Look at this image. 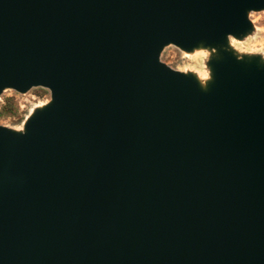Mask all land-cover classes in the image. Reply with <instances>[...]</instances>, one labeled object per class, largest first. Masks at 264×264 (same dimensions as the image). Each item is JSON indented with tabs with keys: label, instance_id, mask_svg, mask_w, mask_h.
<instances>
[{
	"label": "water",
	"instance_id": "95a60500",
	"mask_svg": "<svg viewBox=\"0 0 264 264\" xmlns=\"http://www.w3.org/2000/svg\"><path fill=\"white\" fill-rule=\"evenodd\" d=\"M264 0H0V264H264ZM204 51L207 77L161 54Z\"/></svg>",
	"mask_w": 264,
	"mask_h": 264
},
{
	"label": "rangeland",
	"instance_id": "374dc122",
	"mask_svg": "<svg viewBox=\"0 0 264 264\" xmlns=\"http://www.w3.org/2000/svg\"><path fill=\"white\" fill-rule=\"evenodd\" d=\"M250 19L256 31L241 42L232 41L234 48L245 54H261L264 57V11L251 13ZM208 54L204 51L194 54H184L174 46H168L161 54V62L170 68L187 72L192 71L200 77H207L205 62ZM8 98L14 100V107L10 113L0 116V125L14 130H21L25 119L37 107L46 104L50 100V92L43 88H33L24 95L12 90H6L0 97V110Z\"/></svg>",
	"mask_w": 264,
	"mask_h": 264
},
{
	"label": "trees",
	"instance_id": "16d2710c",
	"mask_svg": "<svg viewBox=\"0 0 264 264\" xmlns=\"http://www.w3.org/2000/svg\"><path fill=\"white\" fill-rule=\"evenodd\" d=\"M14 107V100L12 98H8L5 101V105L1 107L0 116L10 113Z\"/></svg>",
	"mask_w": 264,
	"mask_h": 264
}]
</instances>
